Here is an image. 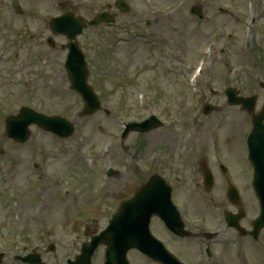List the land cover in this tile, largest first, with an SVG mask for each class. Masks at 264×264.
Returning a JSON list of instances; mask_svg holds the SVG:
<instances>
[{"label": "rangeland", "instance_id": "1", "mask_svg": "<svg viewBox=\"0 0 264 264\" xmlns=\"http://www.w3.org/2000/svg\"><path fill=\"white\" fill-rule=\"evenodd\" d=\"M202 1V0H199ZM206 5L208 7H210L211 5V1L210 0H204ZM177 20V19H176ZM135 59H138L135 57ZM241 59V65H247L248 66V73L252 74L254 76H257V70H255V68H252V65H257V67H260V62H259V56L257 54H249V55H245L243 57H240ZM253 61V62H252ZM131 73H133L132 70H130ZM263 75H264V71H263ZM262 75V78H263ZM259 79H261V76H259ZM242 82H246L245 79H243ZM111 83H116L119 88L123 91L122 89V83L123 80L121 77L118 78H110L109 79V86L111 85ZM32 86V89L34 90H38V99L39 101H41V104L43 107H51L54 108L55 110H66V115H74V113L76 112L77 107L79 106V103L76 102V104L73 103V99L71 96H69L68 94L64 95V98L61 99L58 96L53 97L54 94L48 91H43V95L42 93V88H43V83H39V82H35V83H30ZM250 83H242V87L243 88H248V85ZM22 88V94L23 96L26 97V93L24 91V88ZM119 89V91H120ZM255 92L259 93V90L256 89ZM44 96L46 97V99L44 98ZM105 105L106 107H109V103L114 106L117 104L118 100L114 99L110 94L105 95ZM7 113H10L9 111L4 112L2 110V116L5 117L6 115H8ZM88 120H86L85 122H81L80 120H75L76 124H78L79 130H78V134H82V135H87L89 134V132L95 133V124L97 123H102L105 128H108L107 126V122L108 120H104L103 117V113H99L95 116L89 117L87 118ZM1 122L2 120L0 119V126H1ZM9 141H7L6 139H4V137L2 135H0V145L3 148H6L5 145L8 144ZM40 143H42L41 140V136H39V141ZM67 146H74L75 145V140H70L66 143ZM89 145V144H88ZM18 153L21 154H25V149L20 150ZM20 159L22 160L20 166L15 165L14 163H10L9 158H6L3 161H0V191L1 190H5L7 187L13 185L15 183V181H13V176H12V172L15 170L16 173L14 174V176L16 177V180L19 182L21 181L23 178L19 175L18 170L22 167L25 166V161H26V157H23L20 155ZM61 159L65 160L66 162H70L69 166L67 167V172L70 171L71 174H73V172L76 170L75 166L77 164V160L76 158L73 156V154H69L66 157H61ZM12 161V160H11ZM127 179L131 181L130 184H124L127 183ZM137 180L133 177V176H127L126 174L122 175V176H117L115 177V179L111 182V186L109 188V191H111V195L112 198L109 199V201H112L113 203V207H115L117 205V203L121 200V198H129L130 192L132 190H134L135 185L134 183H136ZM123 184V185H122ZM92 200L88 201V204L91 202ZM78 202V200H77Z\"/></svg>", "mask_w": 264, "mask_h": 264}]
</instances>
